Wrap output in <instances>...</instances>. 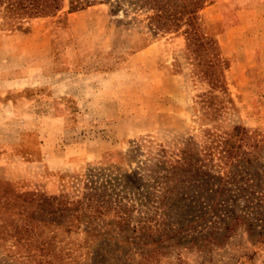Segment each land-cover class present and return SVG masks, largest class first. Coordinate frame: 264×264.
<instances>
[{
    "label": "rangeland",
    "instance_id": "rangeland-1",
    "mask_svg": "<svg viewBox=\"0 0 264 264\" xmlns=\"http://www.w3.org/2000/svg\"><path fill=\"white\" fill-rule=\"evenodd\" d=\"M89 1L0 4V233L43 202L64 264H264V0ZM8 236L0 264H34Z\"/></svg>",
    "mask_w": 264,
    "mask_h": 264
},
{
    "label": "trees",
    "instance_id": "trees-1",
    "mask_svg": "<svg viewBox=\"0 0 264 264\" xmlns=\"http://www.w3.org/2000/svg\"><path fill=\"white\" fill-rule=\"evenodd\" d=\"M94 1V0H93ZM133 1L131 4L138 6L140 8H149L160 14L164 20H170L171 17L174 24L180 21L184 16L185 22L191 25L192 22L197 21V16L199 11L204 7V0H194L193 7L186 9V11L178 12L176 7L181 0H128ZM63 0H0V4L4 5L7 11H17L21 10L22 14L26 15L25 18H35L54 15L62 7ZM76 2L74 7H85L92 5L89 0H72L71 4ZM207 4V3H206ZM181 8L185 9V6ZM161 17V15L159 16ZM178 26V23H177ZM7 199H5L6 202ZM8 205V203H6ZM56 206L51 204H44L39 202L38 205V217L36 220L33 212H30L26 207L24 210L17 211L19 221H24V223L19 226L15 224L13 227V234L8 236V233H0V239L5 241L8 236L13 239V248H18L17 251H22V253L16 252L11 256H21L20 258L30 257L31 261H35L34 264H64L63 260H58L55 257L56 245L53 238L50 240H40L42 238V227H49L53 225V220L55 219ZM30 212V213H29ZM29 217L26 220V217ZM6 216L1 213L0 215V228H3L2 224L5 222ZM41 229V230H40ZM11 230V231H12ZM41 231V232H40Z\"/></svg>",
    "mask_w": 264,
    "mask_h": 264
},
{
    "label": "crops",
    "instance_id": "crops-1",
    "mask_svg": "<svg viewBox=\"0 0 264 264\" xmlns=\"http://www.w3.org/2000/svg\"><path fill=\"white\" fill-rule=\"evenodd\" d=\"M233 6L236 7L235 5H233ZM246 8H247V5L242 6L240 8L241 10H238V11L240 13H243L246 10ZM239 23H240L239 19H238L237 22H236V20H234V22L233 21L231 22L229 20L227 22L225 31H223V33L217 35L218 40L221 41L225 37L224 34H232L233 32L235 33ZM262 38H264V35H262ZM226 54L229 55L230 53H226ZM237 54L240 56L239 53H237ZM241 55L247 56L248 58L255 59L256 61H258V63H260V62L264 63V42L260 43V45H253V46H249V47L248 46L243 47V49L241 51Z\"/></svg>",
    "mask_w": 264,
    "mask_h": 264
}]
</instances>
